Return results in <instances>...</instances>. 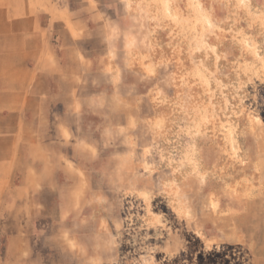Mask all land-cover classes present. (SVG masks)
<instances>
[{
  "label": "rangeland",
  "instance_id": "rangeland-1",
  "mask_svg": "<svg viewBox=\"0 0 264 264\" xmlns=\"http://www.w3.org/2000/svg\"><path fill=\"white\" fill-rule=\"evenodd\" d=\"M42 1L71 37L37 146L0 131V264L10 151L39 170L19 264H264V0Z\"/></svg>",
  "mask_w": 264,
  "mask_h": 264
},
{
  "label": "crops",
  "instance_id": "crops-1",
  "mask_svg": "<svg viewBox=\"0 0 264 264\" xmlns=\"http://www.w3.org/2000/svg\"><path fill=\"white\" fill-rule=\"evenodd\" d=\"M41 5L45 6L48 14H41L43 11ZM61 21L63 11L51 3L48 5L42 0H0V76L3 75L0 78V131L11 134L7 145L9 150H16L21 146L17 144L19 133L23 147L37 146L36 141L30 144L32 134H36L38 117L46 115L47 112L41 108L44 98L35 86L46 83L48 73H44L43 68L55 63L54 60L50 63L51 58L47 54V48L51 43L49 40L51 25L55 29V24L60 23L57 30L59 44L63 37H71L66 34L70 26L68 24L65 26ZM56 56L57 62L59 56ZM14 156L13 151H10L5 170L8 182L7 195L13 198L7 207L18 209L20 213L17 216L14 212L8 220L11 231L5 237V259L1 264H19L24 253L29 251L30 240L27 242L25 235L21 234H26L28 227L25 217L31 218L32 206L28 197L32 195V187L37 181L36 177L32 181L26 173L37 175L39 172L30 167L31 163L24 169L23 183L18 187L12 184L16 170ZM17 200H20L19 204Z\"/></svg>",
  "mask_w": 264,
  "mask_h": 264
}]
</instances>
